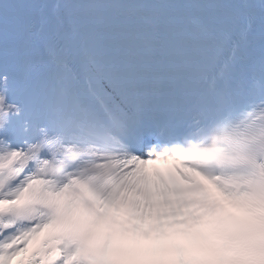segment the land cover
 <instances>
[{
    "label": "snow or ice",
    "instance_id": "6c2138e0",
    "mask_svg": "<svg viewBox=\"0 0 264 264\" xmlns=\"http://www.w3.org/2000/svg\"><path fill=\"white\" fill-rule=\"evenodd\" d=\"M22 253L264 264V0H0V264Z\"/></svg>",
    "mask_w": 264,
    "mask_h": 264
},
{
    "label": "bare ground",
    "instance_id": "6f19581e",
    "mask_svg": "<svg viewBox=\"0 0 264 264\" xmlns=\"http://www.w3.org/2000/svg\"><path fill=\"white\" fill-rule=\"evenodd\" d=\"M171 163H174V160L173 161H162L158 163L157 165H150L149 167H165Z\"/></svg>",
    "mask_w": 264,
    "mask_h": 264
}]
</instances>
